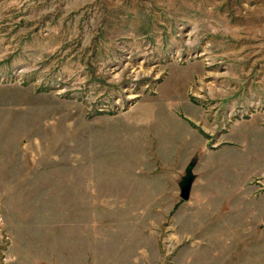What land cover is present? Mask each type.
Here are the masks:
<instances>
[{
	"label": "rangeland",
	"instance_id": "374dc122",
	"mask_svg": "<svg viewBox=\"0 0 264 264\" xmlns=\"http://www.w3.org/2000/svg\"><path fill=\"white\" fill-rule=\"evenodd\" d=\"M0 264H264V0H0Z\"/></svg>",
	"mask_w": 264,
	"mask_h": 264
},
{
	"label": "water",
	"instance_id": "95a60500",
	"mask_svg": "<svg viewBox=\"0 0 264 264\" xmlns=\"http://www.w3.org/2000/svg\"><path fill=\"white\" fill-rule=\"evenodd\" d=\"M192 177H188L185 182L180 186V198L183 201H187L190 197V192L192 188Z\"/></svg>",
	"mask_w": 264,
	"mask_h": 264
},
{
	"label": "crops",
	"instance_id": "0c3cea01",
	"mask_svg": "<svg viewBox=\"0 0 264 264\" xmlns=\"http://www.w3.org/2000/svg\"><path fill=\"white\" fill-rule=\"evenodd\" d=\"M196 182H197V181H196ZM197 191H198V190H197ZM190 193H191V192H190ZM198 194H200L199 191H198ZM193 195H194V190H193ZM189 198H190V197H189ZM198 199H199V197H198L195 201H192V202L188 203V205L193 204V203L196 202ZM188 200H189V199H188ZM188 205H186V204L182 205V209L186 210V212H187V209L190 208ZM186 206H187V207H186ZM186 215H187V213H186ZM184 217H185V215H184ZM187 237H188V236H187ZM188 238H189V237H188Z\"/></svg>",
	"mask_w": 264,
	"mask_h": 264
},
{
	"label": "trees",
	"instance_id": "16d2710c",
	"mask_svg": "<svg viewBox=\"0 0 264 264\" xmlns=\"http://www.w3.org/2000/svg\"><path fill=\"white\" fill-rule=\"evenodd\" d=\"M192 167H193V165L189 169H191ZM189 169H187V170H189Z\"/></svg>",
	"mask_w": 264,
	"mask_h": 264
}]
</instances>
